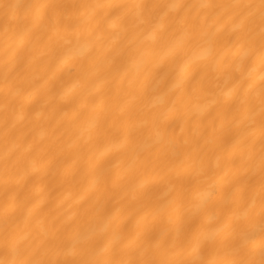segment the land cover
<instances>
[{"label":"bare ground","instance_id":"bare-ground-1","mask_svg":"<svg viewBox=\"0 0 264 264\" xmlns=\"http://www.w3.org/2000/svg\"><path fill=\"white\" fill-rule=\"evenodd\" d=\"M262 260V0H0V264Z\"/></svg>","mask_w":264,"mask_h":264},{"label":"snow or ice","instance_id":"snow-or-ice-1","mask_svg":"<svg viewBox=\"0 0 264 264\" xmlns=\"http://www.w3.org/2000/svg\"><path fill=\"white\" fill-rule=\"evenodd\" d=\"M262 5H264V0H262ZM261 264H264V260L261 261Z\"/></svg>","mask_w":264,"mask_h":264}]
</instances>
